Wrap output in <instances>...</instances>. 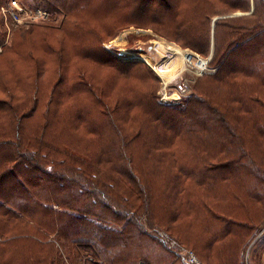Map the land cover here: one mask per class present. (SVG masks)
Wrapping results in <instances>:
<instances>
[{
  "label": "trees",
  "instance_id": "16d2710c",
  "mask_svg": "<svg viewBox=\"0 0 264 264\" xmlns=\"http://www.w3.org/2000/svg\"><path fill=\"white\" fill-rule=\"evenodd\" d=\"M8 1L0 0V7ZM30 1L82 19L113 16L122 25L172 24L188 44L198 39L201 52L212 42L219 72L201 88L204 94H193L182 105H166L157 93L123 95L112 103L116 77L130 73L139 60L107 54L102 47L88 52L96 40L73 33L69 50L60 51L69 58L57 62L59 76L47 93L49 72L37 70L27 110L17 109V93L4 83L1 91L10 100L0 98V237L23 225L28 230L32 222V232L46 237H18L39 245L37 262H17L15 246L0 241V264H54L56 258L48 260L55 249L63 253V264H74L67 250L75 260L80 257L75 264H133L134 236L164 245L153 231L156 225L177 229L180 238L203 231L201 238L210 246L223 237L230 241L241 214L220 196L222 183L235 181L243 205L264 206V0ZM220 4L230 12L252 11L221 20L211 10ZM201 18L207 30L199 26ZM73 26L79 31L78 23ZM43 51L47 61L51 50ZM74 54L117 71L104 84L93 75L75 80L70 73ZM123 114L128 115L125 124ZM252 215L255 219L257 212ZM261 219L264 213L256 222ZM163 248L162 254L146 248L138 258L175 264L172 255L179 254Z\"/></svg>",
  "mask_w": 264,
  "mask_h": 264
},
{
  "label": "rangeland",
  "instance_id": "374dc122",
  "mask_svg": "<svg viewBox=\"0 0 264 264\" xmlns=\"http://www.w3.org/2000/svg\"><path fill=\"white\" fill-rule=\"evenodd\" d=\"M20 1L28 8H42L49 12V16L46 19L28 21L21 24H9L10 26L6 25L5 19L0 14V98L7 99V101L10 100L6 93L1 91L4 83H6V89L14 88L17 93L14 104L20 112L27 110L33 101L31 96L32 81L35 79L34 76H36L37 70L40 69V73H43L47 69L49 72V81L45 83L46 93L53 78L56 75L59 76L57 62L69 58L60 51L62 48L69 50V46L74 42L73 37L70 36L73 33H80L86 39L96 40V47H88V52H95L93 49L102 47L107 54L111 52L115 56L118 53L122 58L134 56L136 60H139L140 65L136 66V64H132L133 70L130 73H121L122 75L116 77V84L110 87L112 93L110 102L112 103L116 102L123 95L146 94V98H149V93H157L158 100H160L166 93L172 97L168 100L178 99L172 104L171 102L165 103L166 105H182L185 103L186 98H189L191 95L196 93L204 94L201 88L208 81H211L210 78L212 77L210 76L219 72L217 71L219 64L216 62L218 58L217 60H212L214 53L212 42L209 49L207 46L205 47V52H201L196 49L199 46L198 39L194 38L192 40L194 44H188V40H183L182 35H179L174 30L175 28L172 24L160 26L145 22L122 25L116 24L112 20L113 16L95 19L86 17L82 19L71 15L58 14V12L53 13L42 6H33L34 3L30 0ZM158 1L160 0H148V3L156 4ZM213 8L219 12L218 16H220L221 20H227L226 17L232 15H240L252 11L241 12L238 10L230 12L227 6L223 4L212 6L211 10ZM74 23H78L79 31L78 29L76 31L71 30ZM199 26L206 30L208 28V25L203 22V18H201ZM65 31L68 33V36H66ZM86 32L90 33V36L85 35ZM200 46H202V43ZM44 48L51 50L52 55L49 56L51 60L45 61L43 59L46 56L43 51ZM192 52L208 58L211 69L198 72L195 68L190 67L188 64L186 65L184 57L187 53L192 54ZM217 52L220 53V48L218 47ZM107 57L109 56L107 55ZM71 58L72 62L76 64L70 69V73L73 74L75 72V76H73L75 80L92 79L93 75L94 79L104 84L105 81L113 78V71H117L113 66L102 65V67L98 65V62H94L90 58H85L88 59L86 61L81 59V56L75 54L71 55ZM118 60L121 61L120 59ZM43 61L45 62L43 63ZM29 74L33 75V79H31L32 77L28 78ZM176 96H180V98H175ZM10 114L14 115L12 112ZM136 114H138L137 111L133 115ZM122 118L125 124L128 115L123 114ZM125 132L130 135L134 133L128 129H125ZM131 152L136 156V146ZM231 180L222 183L223 185L218 189L220 196L230 200L232 206L236 207L241 214L239 218L242 222L241 226L231 224L235 226V230L230 235V241H228L229 237H223L215 245L210 246L207 238H201L204 232L200 230L191 233V235L190 233H184L180 238L177 234V229L167 231L163 226L159 228L158 225L153 229L158 235L162 234L164 238V240L160 238L162 244L169 248L170 251L174 250V252L176 251L179 254V258L172 255V258L176 259L175 264H187L179 253L185 250L194 252L203 264H264V219L256 222L258 216L264 213V206L243 205L242 199L240 197L236 198L240 194L235 189L234 180H232V186H230ZM253 210L257 212L255 219L251 218ZM33 224L35 222L29 225L28 230L23 225L17 231L13 229L4 232L3 238L0 237V241L4 242L7 240L12 246H15L18 252L15 259L19 263L25 261L37 262L35 255H38L39 245L37 244L36 247L33 239H18V237L24 234H31L33 237L35 235L36 239H38L37 237H46L45 233L39 231L34 234L31 229V225ZM254 224H256L255 227L253 226ZM130 244L136 248V257L134 259L129 258L131 262L133 261V264H147L145 261L150 258H147L145 255V259L138 258V255L140 252L145 253L149 248L156 250V254L164 253V248L161 249L164 245L161 246L156 240L141 241V239H138L136 241L134 236ZM145 244L144 248L143 245ZM214 246V250L218 251H214L211 248ZM34 251L35 253H33ZM46 252H49V250L43 253ZM74 254L67 250L65 256L70 257V260L72 259L75 264L77 260L80 262V257L75 260ZM57 256H60L62 261H59ZM63 257V253H58L55 249L50 253L48 262L56 258L54 264H63ZM104 264L110 263L104 262ZM115 264H124V262L120 261Z\"/></svg>",
  "mask_w": 264,
  "mask_h": 264
},
{
  "label": "built area",
  "instance_id": "2783aa9c",
  "mask_svg": "<svg viewBox=\"0 0 264 264\" xmlns=\"http://www.w3.org/2000/svg\"><path fill=\"white\" fill-rule=\"evenodd\" d=\"M0 14L2 15V18L5 19L4 22L8 26H10L9 24H15V23L21 24L23 22H28V21L42 20V19H46L49 16V12L47 10L42 8H34V9L28 8L20 0H9L6 5L0 8ZM117 55L120 56L118 53ZM194 56L198 58V61L196 63L192 62V58ZM184 58L186 65L188 64L190 67L195 68L198 72H202V71L204 72L205 70L211 69L209 66V59L204 58L199 54H195L193 52L192 54L187 53ZM170 97L171 95L165 93L162 99L160 100L163 103L171 102V104L174 101L178 100V99L168 100ZM175 98H180V96H176ZM159 236L164 240L162 234ZM179 253L187 264H203L199 261L197 255L192 251L185 250Z\"/></svg>",
  "mask_w": 264,
  "mask_h": 264
},
{
  "label": "bare ground",
  "instance_id": "6f19581e",
  "mask_svg": "<svg viewBox=\"0 0 264 264\" xmlns=\"http://www.w3.org/2000/svg\"><path fill=\"white\" fill-rule=\"evenodd\" d=\"M184 57V56H183ZM198 61V58H196L195 56L192 58V62L196 63Z\"/></svg>",
  "mask_w": 264,
  "mask_h": 264
},
{
  "label": "water",
  "instance_id": "95a60500",
  "mask_svg": "<svg viewBox=\"0 0 264 264\" xmlns=\"http://www.w3.org/2000/svg\"><path fill=\"white\" fill-rule=\"evenodd\" d=\"M130 58H135L134 56H131Z\"/></svg>",
  "mask_w": 264,
  "mask_h": 264
}]
</instances>
